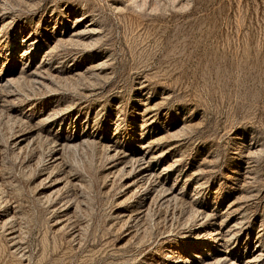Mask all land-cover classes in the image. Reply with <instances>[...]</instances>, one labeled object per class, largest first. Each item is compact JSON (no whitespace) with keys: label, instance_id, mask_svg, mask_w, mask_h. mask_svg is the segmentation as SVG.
I'll return each mask as SVG.
<instances>
[{"label":"rangeland","instance_id":"rangeland-1","mask_svg":"<svg viewBox=\"0 0 264 264\" xmlns=\"http://www.w3.org/2000/svg\"><path fill=\"white\" fill-rule=\"evenodd\" d=\"M264 264V0H0V264Z\"/></svg>","mask_w":264,"mask_h":264},{"label":"bare ground","instance_id":"bare-ground-1","mask_svg":"<svg viewBox=\"0 0 264 264\" xmlns=\"http://www.w3.org/2000/svg\"><path fill=\"white\" fill-rule=\"evenodd\" d=\"M202 262L201 261H199V264H201ZM204 264V263H203Z\"/></svg>","mask_w":264,"mask_h":264}]
</instances>
